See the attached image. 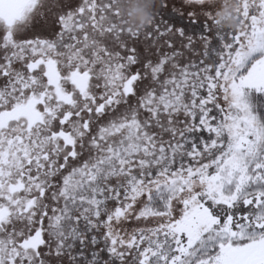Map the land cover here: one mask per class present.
Returning <instances> with one entry per match:
<instances>
[{
  "label": "snow or ice",
  "instance_id": "obj_1",
  "mask_svg": "<svg viewBox=\"0 0 264 264\" xmlns=\"http://www.w3.org/2000/svg\"><path fill=\"white\" fill-rule=\"evenodd\" d=\"M124 7L0 0V264H264V0Z\"/></svg>",
  "mask_w": 264,
  "mask_h": 264
},
{
  "label": "clouds",
  "instance_id": "obj_2",
  "mask_svg": "<svg viewBox=\"0 0 264 264\" xmlns=\"http://www.w3.org/2000/svg\"><path fill=\"white\" fill-rule=\"evenodd\" d=\"M158 0H142V6L136 8L134 11L129 12L126 7L122 10L127 14L128 19L137 27L144 28L147 26L149 21L152 18V14L154 11L153 5L157 4ZM124 4H127V0H124ZM223 16V23L226 26H236V19L234 15H231L230 10H225L221 13Z\"/></svg>",
  "mask_w": 264,
  "mask_h": 264
},
{
  "label": "flooded vegetation",
  "instance_id": "obj_3",
  "mask_svg": "<svg viewBox=\"0 0 264 264\" xmlns=\"http://www.w3.org/2000/svg\"><path fill=\"white\" fill-rule=\"evenodd\" d=\"M132 1H135V0H127V4L126 5H127V9H128L129 12L134 11L136 8L142 6V0H137L138 4H139L138 6L136 4L132 5L131 4ZM130 8H132V9L130 10Z\"/></svg>",
  "mask_w": 264,
  "mask_h": 264
},
{
  "label": "trees",
  "instance_id": "obj_4",
  "mask_svg": "<svg viewBox=\"0 0 264 264\" xmlns=\"http://www.w3.org/2000/svg\"><path fill=\"white\" fill-rule=\"evenodd\" d=\"M131 4H132V5L136 4L137 6L139 5L137 0H135V1H132V3H131ZM125 7L127 8V5H125ZM131 9H132V8H130V10H131Z\"/></svg>",
  "mask_w": 264,
  "mask_h": 264
},
{
  "label": "rangeland",
  "instance_id": "obj_5",
  "mask_svg": "<svg viewBox=\"0 0 264 264\" xmlns=\"http://www.w3.org/2000/svg\"><path fill=\"white\" fill-rule=\"evenodd\" d=\"M223 22V21H222Z\"/></svg>",
  "mask_w": 264,
  "mask_h": 264
}]
</instances>
